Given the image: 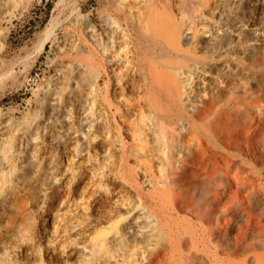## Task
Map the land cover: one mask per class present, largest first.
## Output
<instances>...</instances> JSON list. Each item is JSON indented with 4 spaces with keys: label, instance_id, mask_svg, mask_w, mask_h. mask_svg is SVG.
<instances>
[{
    "label": "rangeland",
    "instance_id": "374dc122",
    "mask_svg": "<svg viewBox=\"0 0 264 264\" xmlns=\"http://www.w3.org/2000/svg\"><path fill=\"white\" fill-rule=\"evenodd\" d=\"M250 5L243 4L248 6L247 14L258 18L254 4ZM113 9V0L1 1L0 127L5 123L7 128L0 133V156H6L0 158V264H142L151 253L164 249L163 261L180 264L183 245L169 221L177 216L180 229L193 224L198 232L210 233L220 226L217 237H222L223 251L219 248L215 253L217 237L204 234L208 264L213 257L255 264L263 248L234 255L231 242L225 245L235 237L231 228L243 226L245 217L206 222L172 202L150 201L151 193L169 187L163 182L165 161L154 160L155 181L150 183L137 165L148 157L107 155L105 133L98 126L99 108L110 100L117 102L107 85L112 58L102 52L100 42L113 31L103 21ZM172 11L176 13L175 6ZM70 43L79 45L81 55L94 64H80ZM96 69L100 90L95 97L89 74ZM110 119L121 124L113 115ZM17 134L22 135L20 151L15 146ZM121 136L132 144L124 127ZM219 143L224 151L244 156L246 160L240 162L254 175L260 170L257 175L264 182V148L255 139L239 138L236 146ZM216 170L232 181L241 175L223 162ZM196 183L194 178L180 183L179 194L187 196L192 209L206 199L198 197ZM56 186L65 198L58 211L53 210L51 196ZM229 188L218 191L220 203L214 198L208 202L215 215L235 212L223 211L235 184Z\"/></svg>",
    "mask_w": 264,
    "mask_h": 264
},
{
    "label": "bare ground",
    "instance_id": "6f19581e",
    "mask_svg": "<svg viewBox=\"0 0 264 264\" xmlns=\"http://www.w3.org/2000/svg\"><path fill=\"white\" fill-rule=\"evenodd\" d=\"M243 4H254L258 18L248 15V6ZM113 6L103 18L113 31L100 42L102 52L112 58L107 85L117 102L114 105L110 100L108 106L99 108L98 126L105 133L102 142L107 155L132 156L135 160L148 157L147 161L138 160L137 165L150 183L155 181L154 160L165 161L163 182L169 187L151 193L150 201L172 202L173 207L190 209L206 222L222 219L226 223L241 215L245 224L231 228L235 237L227 239L225 245L230 241L235 249L229 251L236 255L264 249V182L257 175L261 171L255 170L254 175L240 162L246 160L244 156L224 151L219 143L236 146L239 138H253L264 148V0H113ZM71 46L80 64H94L81 55L79 45ZM238 55L249 57L251 62L245 63ZM97 72L91 70L89 74L95 97L100 90ZM111 115L121 122L119 126ZM123 127L132 144L124 142ZM6 128L4 123L0 133ZM15 141L20 151L22 135L17 134ZM221 162L241 175L234 181L227 179V173L216 170ZM192 178L197 180L193 188L200 187L198 197L206 198L194 209L187 196L179 194L180 183ZM233 183L230 204L223 211L235 212L215 215L214 205L208 202L214 198L220 203L218 191L224 192L227 186L230 190ZM51 196L53 210L58 211L65 201L59 186ZM177 218L170 217L169 221L183 245L180 264H208L204 234L217 237L220 226L210 233L205 229L198 232L193 224L180 229ZM49 219L53 222L52 217ZM214 240L219 243L214 245L216 253L223 240ZM164 250L151 253L142 264H169L163 261ZM244 263L213 257L211 264ZM255 264H264V253Z\"/></svg>",
    "mask_w": 264,
    "mask_h": 264
}]
</instances>
